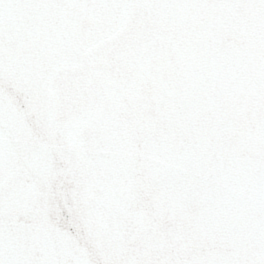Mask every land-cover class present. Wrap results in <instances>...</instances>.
Listing matches in <instances>:
<instances>
[{
    "label": "water",
    "instance_id": "1",
    "mask_svg": "<svg viewBox=\"0 0 264 264\" xmlns=\"http://www.w3.org/2000/svg\"><path fill=\"white\" fill-rule=\"evenodd\" d=\"M99 2L39 14L34 41L80 77L91 118L41 130L18 85L0 88L9 146L47 144L85 169L37 184L10 166L0 246L26 264H233L264 244V0Z\"/></svg>",
    "mask_w": 264,
    "mask_h": 264
},
{
    "label": "snow or ice",
    "instance_id": "2",
    "mask_svg": "<svg viewBox=\"0 0 264 264\" xmlns=\"http://www.w3.org/2000/svg\"><path fill=\"white\" fill-rule=\"evenodd\" d=\"M96 7H125L120 0H102ZM70 7H76L70 0H0V88L14 81L40 117L38 127L41 130L59 128L65 134L74 130L78 119L91 118V101L78 91L80 77L68 68H52L46 61L40 48L34 43L41 25L38 15L41 13L58 14ZM91 42L103 45L107 41L104 31L95 32ZM78 35L73 43H79ZM65 49L62 48V51ZM77 59H92L80 56ZM5 106L0 102V134L4 130ZM26 109L21 103L13 114L19 123ZM94 122V121H93ZM11 148L15 156H12ZM59 158L66 160L64 167H57ZM14 159V164H13ZM14 171L28 170L37 184H46L63 177L80 180L85 169L79 163L75 153L60 151L57 148L35 142H18L9 146L0 136V181L9 167ZM264 170V154L260 158ZM0 264H26L23 257L12 259L0 246ZM233 264H264V244L256 249L245 251Z\"/></svg>",
    "mask_w": 264,
    "mask_h": 264
}]
</instances>
